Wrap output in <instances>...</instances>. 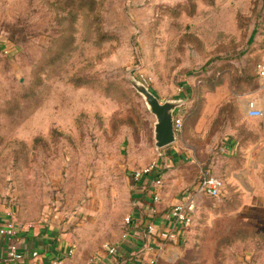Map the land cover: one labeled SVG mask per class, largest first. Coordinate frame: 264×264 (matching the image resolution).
Returning a JSON list of instances; mask_svg holds the SVG:
<instances>
[{"label":"rangeland","instance_id":"374dc122","mask_svg":"<svg viewBox=\"0 0 264 264\" xmlns=\"http://www.w3.org/2000/svg\"><path fill=\"white\" fill-rule=\"evenodd\" d=\"M261 59L264 0H0V208L33 224L78 212L72 226L110 233L134 204L135 172L164 163L132 76L162 100L186 98L177 139L239 142L228 157L203 146L224 187L198 205L223 214L202 215L167 264H264V205L229 204L227 191L236 164L264 177V115L239 104L263 100Z\"/></svg>","mask_w":264,"mask_h":264},{"label":"crops","instance_id":"0c3cea01","mask_svg":"<svg viewBox=\"0 0 264 264\" xmlns=\"http://www.w3.org/2000/svg\"><path fill=\"white\" fill-rule=\"evenodd\" d=\"M257 100L258 98L249 96L239 104L249 115L251 102L264 107V97L261 103ZM204 114L207 115V111L203 112L201 119ZM216 137L214 140L216 146L220 145L222 150L227 149L225 153L227 157L239 154V142L234 137L225 134ZM196 139V142L195 139L191 140V136L186 132L177 141L158 152L157 156L159 154L162 156H158L157 159L163 160L164 163L157 162L151 173L138 179L134 185L136 187L134 204L127 215L121 218V222L111 226L110 233L109 225L107 229L101 226L92 230L72 226L78 223V212L66 213L67 218L64 222H61L64 215L60 213H55L51 220L46 214L43 220L34 224L16 218L21 222L15 235L18 246L26 255L28 254L27 256L32 249H39L45 259L60 255L63 258L62 264H84L90 258H94L96 264L174 263L182 246L186 248L197 235L198 224H202V215L207 218L210 216V221L214 225L216 218L223 214L220 208L209 203L197 206L193 222L189 225L177 222L170 214L172 205L182 199L186 189L195 185L204 170L205 165L202 164L203 157L200 153L203 146L207 147V151L215 152L216 146L203 145L199 142V137L196 136ZM161 166L164 169L159 170ZM234 167L228 179L230 187L227 191L231 198L228 203L242 205L245 209L252 208L255 204L264 205V177L258 175L257 166L236 164ZM157 177L162 179L161 184L156 183ZM155 191L160 193V199L157 201L154 200ZM201 197L203 195L198 196L199 199ZM239 210L238 217L246 219L243 209ZM9 213V209L0 208V226L8 221ZM128 215L131 216L129 221L126 220ZM150 223L156 225L155 233L148 231ZM170 229L176 231L175 239H165L160 235L162 230ZM9 246L10 238L0 235V264H16V261L9 260L6 256ZM112 246L116 247L115 252L109 251ZM72 248L74 250L70 252Z\"/></svg>","mask_w":264,"mask_h":264},{"label":"built area","instance_id":"2783aa9c","mask_svg":"<svg viewBox=\"0 0 264 264\" xmlns=\"http://www.w3.org/2000/svg\"><path fill=\"white\" fill-rule=\"evenodd\" d=\"M258 70V79L260 81L261 87L264 91V59H261L257 63ZM249 115L251 116H263L264 107H261L255 102H251V107L249 109ZM184 124V115L183 113L176 110L175 119H174V128L176 130L177 136L181 134ZM156 167L155 163L150 166L143 167L135 172V177L140 179L143 175L151 173ZM156 183L161 184L162 179L160 177L156 178ZM224 187V181L217 174L212 172L210 169H204L200 175L198 181L193 187L186 189L182 199L174 203L170 209V214L173 218L180 223L189 225L193 222L194 213L198 206V196L205 194L213 198H220L222 195V189ZM160 199L159 191L154 192V200L157 201ZM10 218L8 221L0 226V235H6L10 238V246L7 250V258L9 260L16 261V264H62L63 258L60 255H56L53 258L45 259L42 257V253L39 249H32L29 252V256L20 249L18 246L15 235L19 230L21 222H19L16 217L9 213ZM131 218L130 215L126 217V220L129 221ZM19 225V226H18ZM148 231L155 233L157 231L156 225L150 223L148 225ZM160 235L165 239H175L177 237L176 231L173 230H162ZM74 249H70L72 252ZM117 249L115 246L109 248L110 252H115ZM24 261V262H20ZM154 263V261H153ZM84 264H96L94 258H90Z\"/></svg>","mask_w":264,"mask_h":264},{"label":"water","instance_id":"95a60500","mask_svg":"<svg viewBox=\"0 0 264 264\" xmlns=\"http://www.w3.org/2000/svg\"><path fill=\"white\" fill-rule=\"evenodd\" d=\"M130 81L144 96L150 110L155 114L154 138L157 147H164L178 138L174 128L175 112L185 103L186 98H170L162 100L150 87L140 79L130 76Z\"/></svg>","mask_w":264,"mask_h":264}]
</instances>
